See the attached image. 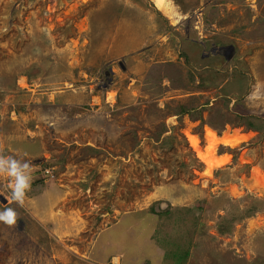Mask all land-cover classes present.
Segmentation results:
<instances>
[{
  "label": "rangeland",
  "instance_id": "1",
  "mask_svg": "<svg viewBox=\"0 0 264 264\" xmlns=\"http://www.w3.org/2000/svg\"><path fill=\"white\" fill-rule=\"evenodd\" d=\"M0 160V264H264V0H0Z\"/></svg>",
  "mask_w": 264,
  "mask_h": 264
},
{
  "label": "clouds",
  "instance_id": "2",
  "mask_svg": "<svg viewBox=\"0 0 264 264\" xmlns=\"http://www.w3.org/2000/svg\"><path fill=\"white\" fill-rule=\"evenodd\" d=\"M4 163L0 160V165ZM32 169L30 168V171ZM8 175L14 178V183L10 186L12 187V194L8 197L10 202L15 201L21 207H23L25 202L26 192L30 189L31 175L24 176L22 170L17 166L15 161H12L9 165ZM0 222L8 226H13L17 222V213L12 208H6L5 211L0 212Z\"/></svg>",
  "mask_w": 264,
  "mask_h": 264
},
{
  "label": "bare ground",
  "instance_id": "3",
  "mask_svg": "<svg viewBox=\"0 0 264 264\" xmlns=\"http://www.w3.org/2000/svg\"><path fill=\"white\" fill-rule=\"evenodd\" d=\"M206 134L208 136L207 138L208 144L205 147V150H206L205 153H203L198 148L199 143H198L196 136L189 135L188 137H189L191 145L197 151V155L205 163L206 175L210 176L214 168L224 165L228 161V158H229L228 156L224 154H222L221 156L220 155L218 156V154H216L215 150H216L217 145L222 142L225 144L236 145L239 142V137L234 138V139H230V138L228 139V137L217 138L215 135V132L213 131H208Z\"/></svg>",
  "mask_w": 264,
  "mask_h": 264
},
{
  "label": "trees",
  "instance_id": "4",
  "mask_svg": "<svg viewBox=\"0 0 264 264\" xmlns=\"http://www.w3.org/2000/svg\"><path fill=\"white\" fill-rule=\"evenodd\" d=\"M250 127H254V124L252 122L247 123Z\"/></svg>",
  "mask_w": 264,
  "mask_h": 264
}]
</instances>
